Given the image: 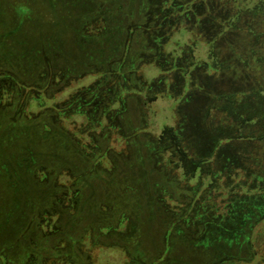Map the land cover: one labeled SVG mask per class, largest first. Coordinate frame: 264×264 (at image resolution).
<instances>
[{"label":"rangeland","instance_id":"rangeland-1","mask_svg":"<svg viewBox=\"0 0 264 264\" xmlns=\"http://www.w3.org/2000/svg\"><path fill=\"white\" fill-rule=\"evenodd\" d=\"M263 95L264 0H0V264H264Z\"/></svg>","mask_w":264,"mask_h":264},{"label":"trees","instance_id":"trees-1","mask_svg":"<svg viewBox=\"0 0 264 264\" xmlns=\"http://www.w3.org/2000/svg\"><path fill=\"white\" fill-rule=\"evenodd\" d=\"M183 32H185V31H183ZM181 35H182V31H180V35H178V36L180 37ZM251 108H253L252 102L240 103V104L235 105V108H233V109H235L236 113H238L239 115H243L244 119H242V121H244L246 126L248 125V123H256L259 120V117L257 119H255V115H254L255 112H252ZM258 114L260 115V113H258ZM259 123H263V119H261L259 121ZM45 129L46 128H43L44 131H46ZM243 136H249V135L245 133ZM195 171H197V169H195Z\"/></svg>","mask_w":264,"mask_h":264}]
</instances>
